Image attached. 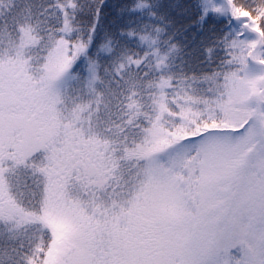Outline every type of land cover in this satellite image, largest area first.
Here are the masks:
<instances>
[{"label":"snow or ice","instance_id":"1","mask_svg":"<svg viewBox=\"0 0 264 264\" xmlns=\"http://www.w3.org/2000/svg\"><path fill=\"white\" fill-rule=\"evenodd\" d=\"M0 264H264V0H0Z\"/></svg>","mask_w":264,"mask_h":264},{"label":"trees","instance_id":"2","mask_svg":"<svg viewBox=\"0 0 264 264\" xmlns=\"http://www.w3.org/2000/svg\"><path fill=\"white\" fill-rule=\"evenodd\" d=\"M193 31H189L187 34H182L179 38L181 41L189 44V47L194 46V42L192 41Z\"/></svg>","mask_w":264,"mask_h":264}]
</instances>
